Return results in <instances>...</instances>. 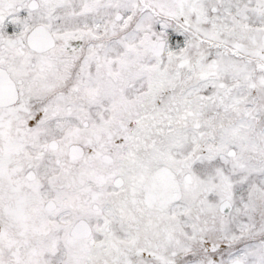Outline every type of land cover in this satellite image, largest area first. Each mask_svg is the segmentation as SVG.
I'll list each match as a JSON object with an SVG mask.
<instances>
[{
  "label": "snow or ice",
  "instance_id": "6c2138e0",
  "mask_svg": "<svg viewBox=\"0 0 264 264\" xmlns=\"http://www.w3.org/2000/svg\"><path fill=\"white\" fill-rule=\"evenodd\" d=\"M0 264H264V0H0Z\"/></svg>",
  "mask_w": 264,
  "mask_h": 264
}]
</instances>
